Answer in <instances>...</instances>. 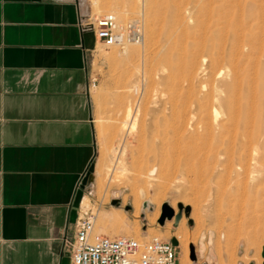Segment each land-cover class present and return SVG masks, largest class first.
I'll return each mask as SVG.
<instances>
[{
    "label": "rangeland",
    "instance_id": "374dc122",
    "mask_svg": "<svg viewBox=\"0 0 264 264\" xmlns=\"http://www.w3.org/2000/svg\"><path fill=\"white\" fill-rule=\"evenodd\" d=\"M78 1L82 12L87 11L94 14L112 11L121 20L137 15L145 20L143 43L107 46L95 40L88 54V65L95 81L90 90V108L95 129V152L81 183L83 195L88 196V200H84L81 204V199L79 213L81 210L91 209L95 214L94 229L108 235L126 234L140 239L158 236L162 239H169L177 247L178 264H182L184 248L175 236L180 226L179 221L176 222L175 217H172L165 219L161 224L157 220L159 215L153 219L158 201H161V206L166 201H170L171 204L175 201L181 202L184 206H190L188 215H185L184 210L182 211L186 219V229L190 234L188 235L189 240H191L187 244V264L203 262L208 264H262L264 190L258 193L248 192V194L246 191V194L244 191L238 194L225 191L223 194L214 181L206 178L207 175L201 174L205 172L200 171L202 167L200 168L199 164L185 163V159L181 157L185 156L184 151L180 154L178 151L175 153L170 151L173 141L179 134L186 132V129L180 128L185 120L178 122V119L171 116L166 108L173 102L184 107L186 102L193 100L200 86L207 83L208 86L202 87L206 91L209 90L211 84L204 77L197 78L193 83L190 81L189 71L183 67L174 77L175 86L172 90L170 86L163 83L164 75L161 70L165 68L168 70L171 66L162 55L164 46L168 45L167 34L162 27L165 4L159 8L160 21L158 19V22L157 20V23L155 22L156 38L150 40L146 26V0ZM172 1L182 8L185 20L192 10L195 17L205 21V27L210 24L207 12L213 10L214 4L209 5L210 8L206 3L207 0ZM203 2L204 5L207 4V8L199 11L198 4ZM189 25L197 30L193 23L190 22ZM205 27H203V32H205ZM181 29L182 27L179 29L180 34L184 32ZM183 41L185 43L186 38ZM125 47L130 51L129 55L123 52ZM130 104L133 115H130L128 119L125 114ZM125 122L129 125L128 129L125 128ZM117 145L124 150L126 156H122L121 163L117 159L115 162L112 161L113 150ZM161 162H164L165 166H162ZM111 164L117 166L113 171H109ZM155 165L157 166L155 174L151 177L146 176L145 173ZM149 185H152L149 192H152L157 200L153 209L147 208L142 211L143 202L147 199L146 188ZM135 187L140 191L141 198V191L145 192V199L142 198L138 217L133 214L134 197L130 193V189ZM114 193H118L119 196L114 197ZM125 195H127L126 200L123 199ZM212 196L213 199L215 197L214 202L212 198L209 199ZM113 198L120 199L121 208L111 203ZM126 204L131 206L130 209L124 208ZM215 205L218 207L217 210ZM211 207L213 211L215 210L214 212ZM117 208L122 209L123 214L128 217L129 225H121V219L117 223L106 217L100 218V213H110L112 209ZM178 210L177 206L176 212ZM193 211L198 214L195 218L192 215ZM214 213L216 214L213 215ZM197 216L199 219L196 218ZM136 221L139 228H136ZM210 230L212 241L211 243L206 242L207 248L201 250L200 236L204 232L208 238ZM206 238L205 241H207ZM190 244L195 247V256L197 255L195 259L190 258Z\"/></svg>",
    "mask_w": 264,
    "mask_h": 264
},
{
    "label": "crops",
    "instance_id": "0c3cea01",
    "mask_svg": "<svg viewBox=\"0 0 264 264\" xmlns=\"http://www.w3.org/2000/svg\"><path fill=\"white\" fill-rule=\"evenodd\" d=\"M81 12L78 0H0V264H72L95 152L96 38Z\"/></svg>",
    "mask_w": 264,
    "mask_h": 264
},
{
    "label": "bare ground",
    "instance_id": "6f19581e",
    "mask_svg": "<svg viewBox=\"0 0 264 264\" xmlns=\"http://www.w3.org/2000/svg\"><path fill=\"white\" fill-rule=\"evenodd\" d=\"M204 2L198 4L199 11L207 8L206 3L208 7L214 4L213 10L207 12L210 24L206 27L205 21L195 17L192 10L185 20L182 8L172 0H146V26L150 40L156 38L155 22L156 20L158 22L160 18L159 8L165 4L162 27L167 34L168 45L164 46L162 55L171 66L168 70L166 68L161 70L164 75L163 83L170 86L172 90L175 86L174 77L183 67L189 71L190 81L193 83L197 78L204 77L211 84L206 91L202 87L208 86L207 83L206 85L203 83L201 88L198 87L193 100L186 102L184 107L173 102L166 108L171 116L178 119V122L185 120L180 128L186 129L183 134L177 133L178 136L176 135L177 138L173 141L170 151L174 153L178 151L179 154L184 151L185 156L181 157L185 159V163L199 164V167H202V169L199 168L200 171L205 172L201 174L207 175L206 178L214 181L223 194L225 191L233 192V194H238L240 191L244 193L246 191L247 194L248 192L258 193L264 190V0H207L205 5ZM142 22L144 28L145 20ZM190 22L197 27V30L189 25ZM181 27L184 31L182 34L179 33ZM203 27L205 32L202 31ZM144 40L145 35L141 43ZM126 45L129 44H123V46ZM123 52L129 55L130 51L126 48ZM130 107L131 104L126 109L127 118L133 115ZM124 124L128 129V123ZM123 155L124 150L117 145L113 150L112 161L115 162L117 159L121 163ZM161 165L165 166V163L161 162ZM116 167L115 164H111L109 171L115 170ZM156 168L155 165L145 175L153 176ZM151 187L152 185H149L146 188L147 205L142 206V211L154 208L153 205L157 199L152 192H149ZM130 193L134 197V216L138 217L142 198L145 199V192L141 191L142 198L136 187L131 188ZM216 193L219 192L216 191ZM113 196H119V194L114 193ZM126 198L127 195L123 197L124 200ZM211 198L214 202L215 197L214 199L213 196L209 197ZM226 198L228 199L227 196ZM219 199L221 202L222 196ZM85 200H88V197ZM168 204L176 212L178 202L171 204L169 201ZM115 206L122 207V205ZM118 208L112 209L110 213H100V218L106 217L114 222L121 219V225H129L128 217L123 214L122 209ZM160 209L161 201H158L153 219L160 215ZM192 215L195 218L198 214L193 211ZM196 218L199 219L198 216ZM185 220V217L181 215L180 226L175 233L184 248L182 264L188 262L187 244L191 241ZM136 228H139L138 222ZM206 237L204 232L200 236L201 250L207 248L206 242L211 243V230L208 238Z\"/></svg>",
    "mask_w": 264,
    "mask_h": 264
},
{
    "label": "built area",
    "instance_id": "2783aa9c",
    "mask_svg": "<svg viewBox=\"0 0 264 264\" xmlns=\"http://www.w3.org/2000/svg\"><path fill=\"white\" fill-rule=\"evenodd\" d=\"M79 25L107 46L141 43L144 38L139 15L120 20L112 11L94 14L86 11L81 12ZM94 84L92 79L90 85ZM94 219L91 209L78 214L76 233L69 243L72 264H178L177 247L171 240L108 235L94 229Z\"/></svg>",
    "mask_w": 264,
    "mask_h": 264
},
{
    "label": "water",
    "instance_id": "95a60500",
    "mask_svg": "<svg viewBox=\"0 0 264 264\" xmlns=\"http://www.w3.org/2000/svg\"><path fill=\"white\" fill-rule=\"evenodd\" d=\"M111 203L115 204V205H120V199L119 198H113ZM147 205V202L144 201L143 202V206L145 207ZM130 205L129 204H126L124 206L125 209H130ZM178 208L179 210L177 212L174 211L173 207L170 206L168 204V202H163L162 206H161V212H160V215L158 217V222L163 224L165 219H171L172 217H175V221H179V219L181 218V215H182V209H184L185 211V215H188L189 214V210H190V206L189 205H185L183 206V204L181 202H178ZM262 256H263V261H262V264H264V246H263V250H262ZM190 258L191 259H195L196 256H195V252H194V247L192 244H190ZM201 264H208L206 262H203ZM253 264V263H251Z\"/></svg>",
    "mask_w": 264,
    "mask_h": 264
},
{
    "label": "flooded vegetation",
    "instance_id": "af4514ba",
    "mask_svg": "<svg viewBox=\"0 0 264 264\" xmlns=\"http://www.w3.org/2000/svg\"><path fill=\"white\" fill-rule=\"evenodd\" d=\"M132 211H133V210H132ZM132 211H131V212H132ZM133 214H134V213H133Z\"/></svg>",
    "mask_w": 264,
    "mask_h": 264
}]
</instances>
